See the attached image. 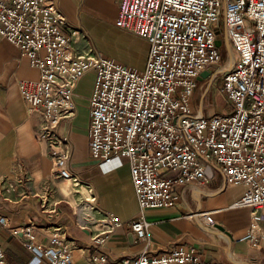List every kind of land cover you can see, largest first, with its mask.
<instances>
[{"label": "built area", "instance_id": "built-area-1", "mask_svg": "<svg viewBox=\"0 0 264 264\" xmlns=\"http://www.w3.org/2000/svg\"><path fill=\"white\" fill-rule=\"evenodd\" d=\"M220 23L237 53L226 66L216 46ZM115 25L148 43L143 71L90 49L79 51L76 29L54 0H0V36L26 54L39 71L37 79L20 81L18 89L28 114L39 121L54 175L75 191L81 192L83 186L89 192L71 171L72 144L58 136L57 128L75 116L76 88L92 72L89 150L105 163L128 161L139 207L129 226L138 240L148 235L144 211L175 205L178 187L207 184L209 163L218 167L227 184L245 187L235 206L257 213L264 206V0H119ZM203 71L209 76L199 81ZM219 73L220 92L231 111L208 116L193 112L200 82ZM0 183L5 189L6 182ZM72 212L93 228L96 245L103 246L121 226L116 216L98 209L94 196H78ZM32 229L30 225L20 229L29 249L39 250L50 264H74L59 228L53 234L54 249L33 244ZM243 239L257 241L253 231ZM146 248L119 262L108 261L103 254L91 256V261L210 264L190 249L152 256ZM0 264H7L1 245Z\"/></svg>", "mask_w": 264, "mask_h": 264}, {"label": "crops", "instance_id": "crops-1", "mask_svg": "<svg viewBox=\"0 0 264 264\" xmlns=\"http://www.w3.org/2000/svg\"><path fill=\"white\" fill-rule=\"evenodd\" d=\"M107 3L109 0H100ZM116 2V13L119 0ZM66 18V0H57ZM141 39V38H140ZM145 41L144 39H142ZM146 42V41H145ZM145 60L129 59L123 64L138 72ZM93 73H87L75 92L77 112L73 119L57 128L61 137H68L73 145L69 167L88 187H80L78 194L52 171L50 149L39 135V121L29 115L18 83L35 80L39 71L30 59L0 36V179L7 190L0 193V245L7 264H50L39 250L28 248V238L20 229L30 225L33 244L54 249L56 228L64 236L74 264H93L91 256L103 254L108 261L119 262L140 253L147 245L148 253L160 256L174 248L192 250L204 263L264 264V206L252 214L248 207L235 204L245 187L229 185L218 167L209 163L205 185L176 188V204L144 211L149 223L148 235L138 240L129 222L139 215V207L132 186L129 164L125 158L105 163L89 150V104ZM194 99V100H193ZM192 99V109L203 101ZM194 103V104H193ZM94 196L95 205L103 213L116 216L121 226L109 234L103 246L93 244V228L74 217L76 199ZM206 214L208 220L200 217ZM17 231V234H14ZM254 232L257 241L243 239Z\"/></svg>", "mask_w": 264, "mask_h": 264}, {"label": "rangeland", "instance_id": "rangeland-1", "mask_svg": "<svg viewBox=\"0 0 264 264\" xmlns=\"http://www.w3.org/2000/svg\"><path fill=\"white\" fill-rule=\"evenodd\" d=\"M54 1L61 11L57 0ZM65 7L67 13L70 14V18H66L62 11L61 13L64 15L68 24L76 29L77 33L74 36V40L76 48L79 51L90 49L101 56L110 58L114 61H121L123 63H128V60L132 57L133 59L145 60L147 55L146 42L136 35L120 29L115 25L117 15L115 1L109 0L107 4L102 3L100 0H66ZM219 32L220 39L223 41V46L221 48L223 58L222 65L226 66L231 63L234 55L235 57L237 56V53L231 48L226 37L223 35L224 30L221 23L219 25ZM220 77L221 73L210 80L200 82L198 89L194 94L196 103L202 98L203 111L206 116L213 114L225 115L231 111L230 104L220 92ZM197 106L198 105H194L193 112L202 114V111H198ZM69 141L70 144H72L70 139ZM0 181L6 182L5 179H0ZM68 184L69 183L66 182V185ZM5 190H7V188H0V193ZM77 192L78 191L74 190V193L78 194ZM205 216V214L200 215V217L207 221L208 218Z\"/></svg>", "mask_w": 264, "mask_h": 264}, {"label": "water", "instance_id": "water-1", "mask_svg": "<svg viewBox=\"0 0 264 264\" xmlns=\"http://www.w3.org/2000/svg\"><path fill=\"white\" fill-rule=\"evenodd\" d=\"M216 46L218 47V48H222V46H223V41L221 40V39H217L216 40ZM209 76V71H203L201 74H200V76L198 77V80L199 81H201L202 79H205V78H207Z\"/></svg>", "mask_w": 264, "mask_h": 264}, {"label": "bare ground", "instance_id": "bare-ground-1", "mask_svg": "<svg viewBox=\"0 0 264 264\" xmlns=\"http://www.w3.org/2000/svg\"><path fill=\"white\" fill-rule=\"evenodd\" d=\"M231 61V60H230Z\"/></svg>", "mask_w": 264, "mask_h": 264}]
</instances>
